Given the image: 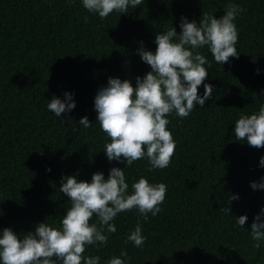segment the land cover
<instances>
[{
    "label": "trees",
    "instance_id": "16d2710c",
    "mask_svg": "<svg viewBox=\"0 0 264 264\" xmlns=\"http://www.w3.org/2000/svg\"><path fill=\"white\" fill-rule=\"evenodd\" d=\"M230 3L242 9L234 21L239 58L222 65L207 46L199 49L211 63L204 83L214 92L187 118L166 117L176 143L169 167L149 171L146 157L127 168L126 161L110 162L104 151L110 139L94 106L98 91L110 77L135 87L136 78L151 71L141 48L155 52L156 35L173 27L180 34L182 17L199 22L207 12L219 19ZM198 91L204 95L203 85ZM65 93L74 94L76 107L58 117L47 104ZM262 105L264 0H143L106 19L82 0H0V230L22 236L43 222L59 227L71 207L59 190L63 177L91 182L94 173L107 179L118 167L125 169L129 193L142 176L166 184L162 211L147 221L136 209L119 213L111 221L116 233L105 232L107 244L87 246L85 257L99 256V264L113 257L125 264H264V241L257 249L251 237L264 210V189L251 187L264 182V148L236 140L234 132L242 115ZM85 116L89 128L79 124ZM231 195L239 199L229 205ZM242 215L244 227L236 223ZM137 222L147 237L142 247L125 243Z\"/></svg>",
    "mask_w": 264,
    "mask_h": 264
},
{
    "label": "clouds",
    "instance_id": "9594fccd",
    "mask_svg": "<svg viewBox=\"0 0 264 264\" xmlns=\"http://www.w3.org/2000/svg\"><path fill=\"white\" fill-rule=\"evenodd\" d=\"M74 3L75 0H72ZM143 0H82L83 7L91 13L106 19L114 11L129 12ZM242 9L230 3L225 14L219 19L204 12L199 22H189L181 18V33L175 27L158 33L155 37V52L141 48L139 54L143 62L151 67L144 77L136 78L133 86L130 80L109 78L106 87H102L94 100L97 120L100 128L110 139L105 144L108 160L126 161V168L135 161L148 159L149 171L165 169L171 164L176 143L168 130L170 121L166 118L173 112L180 118H187L199 104L203 106L214 92L212 84H205L211 63L199 49L207 46L218 64L228 63L230 58H239L236 45L239 33L234 21ZM87 19V17L85 18ZM205 65L208 67L206 68ZM259 72V70H258ZM205 92L199 95V87ZM72 93H65V99L53 96L47 104L49 111L61 117L76 107ZM79 124L89 128L92 123L83 117ZM235 139L247 141L255 148H264V105L258 113L242 115L235 122ZM264 167V157L260 160ZM51 171V169H48ZM253 189H264V182H252ZM126 183L125 169H110L105 179L102 172L94 173L91 182L78 181L75 176H65L59 188L70 199L59 227L47 222L35 226L22 236L12 228L0 230V262L2 264H99V256L85 257L87 246L107 244L109 234L116 233L117 227L111 223L119 213L138 210L145 221L148 214L155 217L162 211L167 185L152 184L145 177L131 185ZM239 199L231 195L229 205ZM231 211V208L226 209ZM258 214L251 225V237L259 249L264 241V222ZM97 223H91L93 217ZM247 215L237 218L236 223L244 227ZM147 237L142 235L139 222L131 231L125 243L129 241L136 247H142ZM121 257H127L122 251ZM107 264H125L120 257L111 258Z\"/></svg>",
    "mask_w": 264,
    "mask_h": 264
}]
</instances>
